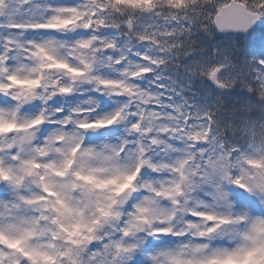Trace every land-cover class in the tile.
Segmentation results:
<instances>
[{"label": "clouds", "instance_id": "9594fccd", "mask_svg": "<svg viewBox=\"0 0 264 264\" xmlns=\"http://www.w3.org/2000/svg\"><path fill=\"white\" fill-rule=\"evenodd\" d=\"M228 254L264 264V0H0V264Z\"/></svg>", "mask_w": 264, "mask_h": 264}, {"label": "snow or ice", "instance_id": "6c2138e0", "mask_svg": "<svg viewBox=\"0 0 264 264\" xmlns=\"http://www.w3.org/2000/svg\"><path fill=\"white\" fill-rule=\"evenodd\" d=\"M127 2L134 7H139L141 5V3L148 4L150 2V0H127ZM227 8H228V6L225 5L224 8H222L221 13L218 17V23L220 24V26L221 27H244L245 26L244 18L234 11L226 10ZM68 23H69L68 20H57V18L54 17L53 20L50 21L46 25V27L56 28V27H59L60 25L68 24ZM37 48L41 53H43L46 56H48L49 58H51V51H52L51 45H45V46L37 45ZM53 66L60 67V68H67L69 72L74 73V74L78 72V70L76 68L69 67L68 65H66L65 63L60 62V61H54L53 64L48 65V67H53ZM11 78L17 84H24L25 83V81L17 80V79H15V77H11ZM33 83H35V82H33ZM62 90L68 91L67 88L62 89ZM116 119H117V117L113 116L109 119L98 120L97 123L98 124H111ZM37 122H38V120L33 121V123H37ZM81 126L84 128L89 127V125H87V124H84ZM134 176H135V173H132V175L127 176L125 178L126 182H130ZM123 187H125V185H120V187L117 190L119 191ZM15 243H17V242H13L14 245H15ZM249 255H250V253H249ZM227 259L230 262H232V264H235V261L237 259H239V257H238V254H228ZM244 259H247V256L244 257Z\"/></svg>", "mask_w": 264, "mask_h": 264}]
</instances>
